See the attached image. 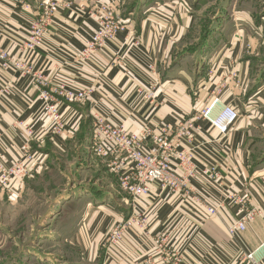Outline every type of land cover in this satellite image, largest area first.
I'll return each instance as SVG.
<instances>
[{"label":"crops","instance_id":"crops-1","mask_svg":"<svg viewBox=\"0 0 264 264\" xmlns=\"http://www.w3.org/2000/svg\"><path fill=\"white\" fill-rule=\"evenodd\" d=\"M70 1L75 7L87 8L92 0ZM119 1V13L126 10L124 19L130 33L120 34L87 64L77 66L72 54L83 48L95 23L76 9L58 10L44 43L26 58L32 72L42 74L54 87L94 89L87 104H59L64 119L62 133L49 132L50 122L35 101L37 88L29 78L6 74L11 89L0 98V159L8 167L21 157L19 148L26 137L23 127L16 124L20 122L34 133L28 146L34 154L35 173L14 181L9 191L0 195V222L11 224L10 228L17 223V229L27 235L39 226L41 216L53 211V217L61 221L60 228H54L58 237L80 254V262L73 264H164L162 255L156 252L161 236L168 237L167 247L180 253L187 264H264V188L258 179L264 169L255 171L251 163L255 134L264 127V87L257 95L250 94L251 62L264 47L258 34L262 23H257L254 16L252 22L250 11L241 16V12H232L233 8L225 10L227 16L237 15L233 23L229 20L222 27H230V35L226 42L209 43L202 64L196 66L195 55L183 54L186 36L196 20L187 4L190 0H148L141 6L135 4L133 12L125 8L131 0ZM41 2L0 0V48L11 56H19L17 44L41 12ZM116 60H123L127 70L122 64L115 65ZM150 83L158 85L159 107L138 100L135 88ZM215 94L236 109L238 119L224 137L207 121L197 122L191 144L184 143L183 147L194 148L220 172L218 184L191 183V190L204 202L225 201L231 192L249 197L250 204L260 211L261 218L233 237L226 228L241 212L231 202L226 201L221 211L209 216L202 205L191 208L184 194L161 191L156 183L150 184L146 196L131 198L120 190L108 170L112 159L96 158L88 152L90 112L138 133L146 124L157 127L172 125L177 117L191 119L189 114L203 109ZM251 110L256 112L254 116H250ZM77 163L81 176L66 178L74 173ZM55 176L67 180L73 189L74 194L68 197L72 202L62 197L35 202V196L55 184ZM73 206L80 207V212L68 210ZM132 212L143 214L147 227L129 228L116 249L118 257L107 256L102 248L104 236ZM1 235L0 244L6 245L9 235L0 229V241Z\"/></svg>","mask_w":264,"mask_h":264},{"label":"built area","instance_id":"built-area-1","mask_svg":"<svg viewBox=\"0 0 264 264\" xmlns=\"http://www.w3.org/2000/svg\"><path fill=\"white\" fill-rule=\"evenodd\" d=\"M40 13L29 23L24 38L17 44L19 56L0 48V98L9 94L11 83L6 78L8 73H16L22 78H29L37 88L35 101L40 105V111L50 122L52 135L64 130V120L58 106L62 101L87 104L94 93L90 87L76 91L67 90L64 86H52L42 74L32 72L27 56L40 47L45 40L54 16L60 9H76L86 14L95 23V29L87 39L83 48L72 54V60L77 66L87 64L102 52L109 42L115 41L122 33H130L129 23L119 13V0H92L87 8L75 7L70 0H41ZM86 11H85V10ZM159 12V10H157ZM161 13V12H159ZM125 62L116 60L115 65ZM138 100L153 107H159L158 85L150 83L136 88ZM198 116L185 120L176 118L174 124H160L153 127L144 125L138 133H132L124 125H115L96 112H90L91 140L90 150L101 159H112L107 167L117 179L120 190L131 198L146 196L150 184L156 183L161 191L172 195L184 194L185 203L191 208H205V214L212 216L221 211L225 202L236 205L241 212L239 218L229 222L226 231L230 237L245 231L248 223L261 218L260 211L250 204V198L236 193H228L225 201L215 203L204 202L197 193L191 190L192 182L205 181L218 184L220 172L215 164L198 155L191 147L184 148L183 144H191L195 124L201 120L207 121L221 137H224L230 126L238 119V112L233 106L224 104L218 94L198 112ZM26 140L20 146L21 157L5 167L0 159V195L9 191L16 180H25L35 173V158L29 148L34 134L28 126H22ZM209 143V142H208ZM264 185V178L262 179ZM147 218L132 212L124 221L114 224L106 233L102 248L104 253L117 258L116 249L123 240L129 228L145 229ZM168 237L161 236L156 241V252L162 255L164 264H187L185 258L178 252L167 247ZM251 255H248V259ZM133 264H139L133 262Z\"/></svg>","mask_w":264,"mask_h":264},{"label":"rangeland","instance_id":"rangeland-1","mask_svg":"<svg viewBox=\"0 0 264 264\" xmlns=\"http://www.w3.org/2000/svg\"><path fill=\"white\" fill-rule=\"evenodd\" d=\"M147 1L148 0H131L125 8H129L130 10L135 7V4L141 6ZM187 4L191 9V12L194 10L193 13L196 20L186 36V47L183 49V54H186L189 57L195 55L194 62L197 63L196 66H200L202 64L205 54L203 53V51L209 43H212L215 40H218V42L221 43L226 42V38H228V36L230 35V27H222L228 24L229 20H231V22L233 23V18H236L237 15H232V17L230 15L227 16V14L225 15V10L229 11L233 8L232 12H241V16H243L242 13H247V11H250L252 22L255 23V21L253 20L254 16L256 17L255 19L257 23H262V28H260V32H258V34L260 35V39L264 40V37H262V34L264 32V0H190ZM121 7L122 4L120 3V8ZM125 11V9L124 11L120 9L121 17L123 19L125 17L124 15L126 14ZM133 11L134 9L131 10V12ZM227 17H229V19ZM137 19L139 18L136 17V20ZM256 32H254V36H256ZM263 77L264 47L260 49V53L256 55L251 62V97H253L255 94L257 95V92L264 87V83H262L259 88L252 91L254 85H256L258 81ZM201 110L202 109H200L199 111L191 112L188 117L193 118L194 116H198L197 114H199L198 112H201ZM255 114L254 110L250 111V116H254ZM89 127L91 140V121ZM255 135L256 144L253 150L251 163L252 169L257 171L260 169H264V127H261L259 130H257ZM90 140L88 152L93 154V152L90 150ZM95 157L98 158L97 156ZM81 162L85 161L81 160ZM80 173L81 170L77 163L74 167V173L66 175V178L67 176H71V178L80 177ZM259 175L260 177L258 179L262 187L264 188V185L262 184L264 172L260 173ZM34 177L35 176H33V178ZM80 179L81 178H79V180ZM55 180H57L55 184L53 183L55 186L53 184L51 185V187L47 186L43 191L40 192V195L35 196V202H40L39 198L45 199L47 197H50L51 200H54L56 197L65 198L66 201L70 199L68 197H71L74 194V191L73 189H70L67 180L60 176H55ZM88 180L89 176L86 178L84 183H86ZM57 182L59 185H57ZM51 188L55 190H49ZM41 208L43 212L46 209L44 205ZM68 210H71L72 213H79L81 208L73 206ZM53 214V211H51L49 212V214L46 215V217L43 218V216H41V219L39 221L40 224L38 223L39 226L35 225L33 231L31 233H28L27 235H23L22 232L17 229V226L20 227V225H17V223L14 224V228H10L11 224H7L4 221L0 222L1 233L3 234V232H5L9 235L6 245L0 244V264H63L64 262H67L68 264H73L80 262L79 252L70 249L69 245L65 242L63 243L58 237V232H55L54 228H56L57 225L58 228H60L61 221H59L58 218L53 217ZM69 223L70 222H68L67 224ZM67 224H65L64 226H67ZM41 225L42 227H44L43 229H40ZM1 242L2 235L0 243Z\"/></svg>","mask_w":264,"mask_h":264},{"label":"trees","instance_id":"trees-1","mask_svg":"<svg viewBox=\"0 0 264 264\" xmlns=\"http://www.w3.org/2000/svg\"><path fill=\"white\" fill-rule=\"evenodd\" d=\"M262 83H264V77L262 79H260L256 85H254V87L252 88V91L259 88L262 85ZM250 93H251V89H250Z\"/></svg>","mask_w":264,"mask_h":264}]
</instances>
